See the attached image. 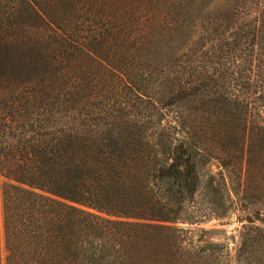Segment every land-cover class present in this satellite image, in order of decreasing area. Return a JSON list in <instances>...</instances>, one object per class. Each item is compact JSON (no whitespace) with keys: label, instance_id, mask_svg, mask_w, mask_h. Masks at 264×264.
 <instances>
[{"label":"trees","instance_id":"trees-1","mask_svg":"<svg viewBox=\"0 0 264 264\" xmlns=\"http://www.w3.org/2000/svg\"><path fill=\"white\" fill-rule=\"evenodd\" d=\"M194 1L0 0V264H224L219 244L174 225L196 188L197 149L211 152L203 127L187 140L164 138L160 120L91 119L112 95L141 99L152 71L138 61L180 33ZM236 7L209 29L215 39ZM235 73L224 114L250 141L251 120L264 134V84L251 98ZM235 261L264 264V232L246 233Z\"/></svg>","mask_w":264,"mask_h":264},{"label":"rangeland","instance_id":"rangeland-1","mask_svg":"<svg viewBox=\"0 0 264 264\" xmlns=\"http://www.w3.org/2000/svg\"><path fill=\"white\" fill-rule=\"evenodd\" d=\"M235 5L238 17L233 18L232 29L215 39L209 29L218 24L221 29V18ZM185 18L180 33L158 38L153 52L138 61L152 71L143 80L147 89L141 99L124 103L126 98L112 95L116 100L112 107L91 119L151 124L160 120L164 138L187 140L200 134L197 128L202 126L201 141L211 152L201 151L203 146L197 149L196 188L180 203L174 225L190 229L189 235L201 246L219 244L224 252L220 263L236 264L235 252L246 233L264 232V134L254 128L260 120H251L254 136L243 142L238 120H227L224 114V101L233 94L228 88L230 70L236 79L249 78L246 94L251 98L258 99V85L264 84V0H195ZM203 33L212 39L202 43ZM233 38L245 44L234 48ZM186 48L193 55H181ZM85 111L93 114L89 106ZM153 128L146 132L156 138L159 132ZM2 182L0 175V187ZM0 247L3 258L2 237Z\"/></svg>","mask_w":264,"mask_h":264}]
</instances>
